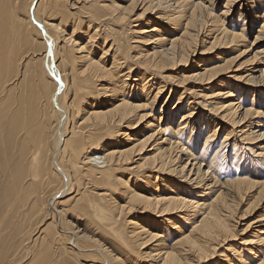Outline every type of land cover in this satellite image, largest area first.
Masks as SVG:
<instances>
[{"label": "bare ground", "instance_id": "1", "mask_svg": "<svg viewBox=\"0 0 264 264\" xmlns=\"http://www.w3.org/2000/svg\"><path fill=\"white\" fill-rule=\"evenodd\" d=\"M0 264H264V0H0Z\"/></svg>", "mask_w": 264, "mask_h": 264}, {"label": "rangeland", "instance_id": "2", "mask_svg": "<svg viewBox=\"0 0 264 264\" xmlns=\"http://www.w3.org/2000/svg\"><path fill=\"white\" fill-rule=\"evenodd\" d=\"M222 1H223V0H222ZM248 39H249V37L247 38V40H248ZM248 41H249V40H248ZM261 44H262V43H261ZM254 46H255V45H252L251 48H250V49L248 48V49L251 50V49H253ZM260 48H261V47H260ZM255 49H256V48H254V50H255ZM244 58H245V57H244ZM242 59H243V58H241L240 60H242ZM175 73H176V72H174V75H175ZM163 92H164L165 94H167V93H168V90H164ZM160 96H161V94H160ZM164 96H165V95H164ZM241 222H242V223H240V224H243V221H241Z\"/></svg>", "mask_w": 264, "mask_h": 264}]
</instances>
